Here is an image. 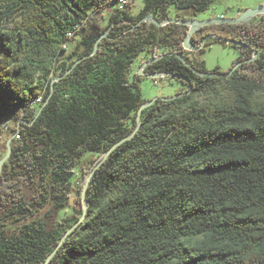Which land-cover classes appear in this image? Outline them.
<instances>
[{"label": "trees", "instance_id": "trees-1", "mask_svg": "<svg viewBox=\"0 0 264 264\" xmlns=\"http://www.w3.org/2000/svg\"><path fill=\"white\" fill-rule=\"evenodd\" d=\"M113 1L0 0V128L14 135L0 176V264H45L84 200V220L48 264H264V15L202 26L193 44L226 40L191 51L186 19H171L169 6L213 0H144L138 14L130 2L103 26ZM215 42L241 53L230 76L233 66L209 70L190 56ZM142 52L160 58L131 78ZM156 73L187 90L157 97L96 167L137 128L148 101L140 81ZM50 206L65 210L56 225L32 219Z\"/></svg>", "mask_w": 264, "mask_h": 264}, {"label": "rangeland", "instance_id": "rangeland-1", "mask_svg": "<svg viewBox=\"0 0 264 264\" xmlns=\"http://www.w3.org/2000/svg\"><path fill=\"white\" fill-rule=\"evenodd\" d=\"M130 2V8L133 14H138L144 6V0H131ZM260 5L264 6V0H213L207 9L195 11L192 8L179 9L176 8L173 4H170L168 14L171 19H176L178 17L181 19L185 18L186 20H203L207 18H220L221 16L230 18L240 15L247 9L256 8ZM118 8H121L119 1H113L105 10H103L104 14L102 12L99 14L103 26L107 24L109 14L113 10ZM258 17L259 16L255 17V19L257 20ZM77 43V40H74L69 43L67 51L63 52L61 56L65 57L67 54H69L75 48ZM240 55L241 53L238 49L230 45L223 44L221 42L212 43L206 48L204 52L200 51L190 53L191 58H196L197 60H204L206 67L209 70L219 68V70L222 72H227L233 66L234 62L240 57ZM146 61L147 54L145 52H142L132 63V68L130 72L131 78H134L135 73L139 72L141 65ZM140 86L144 99L148 101L157 97L173 96L180 91L187 90L188 88L187 85L183 84L175 77L168 75H164L157 78L144 76L140 81ZM12 136V131L9 127L3 125L0 128V160L7 153V142ZM91 154L92 153L88 151L84 155L81 161L82 163L77 166V172L79 171L81 164H85ZM24 192L27 198L32 197L34 192V185H27L24 188ZM73 204H75L74 197L70 200V205L73 206ZM5 212L6 210L0 206V214L3 215L5 214ZM64 216L65 210H56L54 209V207L50 206L42 212H39L36 216H33L32 219L40 217L44 219L50 226H53L56 225L58 221L61 220ZM12 222L9 221L7 222V224L11 225L12 227L18 225V223L12 225Z\"/></svg>", "mask_w": 264, "mask_h": 264}, {"label": "water", "instance_id": "water-1", "mask_svg": "<svg viewBox=\"0 0 264 264\" xmlns=\"http://www.w3.org/2000/svg\"><path fill=\"white\" fill-rule=\"evenodd\" d=\"M261 15H264V6L263 5H260L256 8H251V9H247L245 10L244 12H242L240 15L238 16H235V17H230V18H207V19H203V20H198V19H191V20H179V22L183 23V24H186L189 26V31H188V35L187 37L185 38L184 40V46L187 50H191V51H199L200 50V46H195L192 42V37H193V34L195 33V31H197L200 27L202 26H205V25H209V24H215V23H246V22H250L252 21L255 17L257 16H261ZM145 19H148L152 22H155V23H158L153 17L149 16V17H146ZM170 21V19H166L163 21V23H168ZM158 24H161V23H158ZM107 35L104 34L103 36L100 37V39H98L96 45H95V48L93 50V53H95L97 50H98V47H99V43H100V40L105 37ZM207 39H217V40H223L225 41L226 39L225 38H222L220 37L219 35L217 34H211V35H208L206 37V40ZM227 42L229 43H233L235 45H239V46H244V47H247L246 44L244 43H239V42H234V41H231V40H227ZM255 54H257L255 52ZM178 56H180L178 54ZM182 57V56H180ZM160 58L159 57H156V58H153L151 60H148L146 61L145 63H143L140 67V74H143L144 72V68L151 64L152 62H155L156 60H158ZM183 58V57H182ZM241 62H238L236 65H234L232 67V69H230V71H228L226 73L227 76H230L232 74V72L238 68L240 66ZM69 72V71H68ZM202 75H208V76H212L214 75L213 73H210V72H202L200 73ZM164 75H168V76H176L172 73H156V74H152V75H149V77H161V76H164ZM225 74H218V76H224ZM179 77V76H177ZM61 76L55 78L52 82V91H54V84H55V81L60 79ZM183 78V77H181ZM184 79V78H183ZM157 98H154L152 100H149L147 102H145L139 109L138 111V116H137V121H138V125H137V128L134 130L133 133H131L129 136H127L126 138L122 139L121 141L115 143L109 150L108 152L106 153V155L103 157V159H101V161L98 162V164L96 165V167H98L111 153L112 151L118 146L120 145L121 143H123L126 139L132 137L134 135V133L136 132V130L140 127L141 125V119H142V112L143 110L147 107V106H150L152 105L155 100ZM14 139V135L8 140L7 142V153L6 155L0 160V176L2 174V170H3V166L5 164V162L10 158L11 154H12V141ZM88 184H89V181L86 183L85 185V188H84V192H83V195L85 197V194H86V190H87V187H88ZM84 203H85V208H84V212H83V215L82 217L70 228L68 229L62 240L60 241V243L57 245V248L55 249V251L48 257L47 261L45 264H48L50 262V260L52 259V257L54 256V254L56 253V250L58 249V247L60 245H62V243L65 241V239L68 237V235L78 227L79 223H81L85 216H86V211H87V201L84 200Z\"/></svg>", "mask_w": 264, "mask_h": 264}, {"label": "built area", "instance_id": "built-area-1", "mask_svg": "<svg viewBox=\"0 0 264 264\" xmlns=\"http://www.w3.org/2000/svg\"><path fill=\"white\" fill-rule=\"evenodd\" d=\"M130 1L131 0H119V4L121 5V8L123 9L130 3ZM221 17H224V16H221ZM72 36H73V33H69V37H72ZM67 47H68L67 42H65L63 44V48H67ZM41 99H42V96H39L35 100H33L31 104L39 103L41 102Z\"/></svg>", "mask_w": 264, "mask_h": 264}, {"label": "flooded vegetation", "instance_id": "flooded-vegetation-1", "mask_svg": "<svg viewBox=\"0 0 264 264\" xmlns=\"http://www.w3.org/2000/svg\"><path fill=\"white\" fill-rule=\"evenodd\" d=\"M206 37L207 36H205L204 38H203V40H202V42L200 43V44H194V45H205L206 44Z\"/></svg>", "mask_w": 264, "mask_h": 264}]
</instances>
